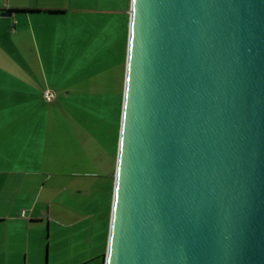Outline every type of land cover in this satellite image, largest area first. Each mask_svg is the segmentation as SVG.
Returning a JSON list of instances; mask_svg holds the SVG:
<instances>
[{
    "label": "water",
    "instance_id": "95a60500",
    "mask_svg": "<svg viewBox=\"0 0 264 264\" xmlns=\"http://www.w3.org/2000/svg\"><path fill=\"white\" fill-rule=\"evenodd\" d=\"M103 264H264V0H130Z\"/></svg>",
    "mask_w": 264,
    "mask_h": 264
},
{
    "label": "rangeland",
    "instance_id": "374dc122",
    "mask_svg": "<svg viewBox=\"0 0 264 264\" xmlns=\"http://www.w3.org/2000/svg\"><path fill=\"white\" fill-rule=\"evenodd\" d=\"M72 5L75 20L76 12L85 14L79 27L74 24L80 36L73 40L65 77L56 84L62 91L54 108L59 116L58 151L50 179L40 190L39 208L50 225L42 227L37 264H102L107 248L128 39L127 0H73Z\"/></svg>",
    "mask_w": 264,
    "mask_h": 264
},
{
    "label": "crops",
    "instance_id": "0c3cea01",
    "mask_svg": "<svg viewBox=\"0 0 264 264\" xmlns=\"http://www.w3.org/2000/svg\"><path fill=\"white\" fill-rule=\"evenodd\" d=\"M72 2L0 0V264H37L42 227L50 225L39 207L58 151L56 84L85 14L75 20ZM45 88L55 91L54 101L42 99Z\"/></svg>",
    "mask_w": 264,
    "mask_h": 264
},
{
    "label": "built area",
    "instance_id": "2783aa9c",
    "mask_svg": "<svg viewBox=\"0 0 264 264\" xmlns=\"http://www.w3.org/2000/svg\"><path fill=\"white\" fill-rule=\"evenodd\" d=\"M42 99L45 102H52L56 99V93L53 89L51 88H45L42 92ZM24 210L21 212V214H24Z\"/></svg>",
    "mask_w": 264,
    "mask_h": 264
},
{
    "label": "trees",
    "instance_id": "16d2710c",
    "mask_svg": "<svg viewBox=\"0 0 264 264\" xmlns=\"http://www.w3.org/2000/svg\"><path fill=\"white\" fill-rule=\"evenodd\" d=\"M102 258H103V259H102V264H103V263H104V254H102Z\"/></svg>",
    "mask_w": 264,
    "mask_h": 264
}]
</instances>
